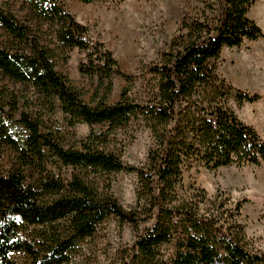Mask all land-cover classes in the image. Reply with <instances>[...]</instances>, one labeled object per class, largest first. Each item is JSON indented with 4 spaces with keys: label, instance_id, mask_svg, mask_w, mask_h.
<instances>
[{
    "label": "trees",
    "instance_id": "16d2710c",
    "mask_svg": "<svg viewBox=\"0 0 264 264\" xmlns=\"http://www.w3.org/2000/svg\"><path fill=\"white\" fill-rule=\"evenodd\" d=\"M23 1L26 19L0 4L6 34L0 74L24 87L0 88V143L15 151L11 169L0 168V264L67 263L112 216L135 234L114 264H264V250L248 245L243 202L184 184L195 165L214 170L264 162V138L230 105L262 96L219 71L225 47L264 36L248 15L254 0H203L200 12L184 14L159 58L136 73L120 68L64 0ZM48 32L61 50L87 52L80 72L107 84L95 104L56 69ZM115 76L130 86L109 103ZM60 112L63 125L49 123L46 116ZM81 123L89 133L67 143ZM132 125L152 138L138 165L124 162L116 147L119 133ZM121 171L137 177L132 208L112 190L111 175Z\"/></svg>",
    "mask_w": 264,
    "mask_h": 264
},
{
    "label": "rangeland",
    "instance_id": "374dc122",
    "mask_svg": "<svg viewBox=\"0 0 264 264\" xmlns=\"http://www.w3.org/2000/svg\"><path fill=\"white\" fill-rule=\"evenodd\" d=\"M202 1L98 0L84 3L79 0H64V4L79 22L89 27L93 39L103 42L112 51L125 73H136L159 58L177 33L184 14L200 12ZM0 4L21 19L28 17L27 4L23 0H0ZM249 11L250 16L254 17L259 13L258 5L254 2ZM45 29L47 27H44ZM49 35L50 32L45 34V37L51 40L50 47L55 50L56 69L80 92L86 102L95 104L101 96H105L107 84L103 85L97 77H89L80 72L79 66L86 59L87 52L79 48L61 50L55 39ZM5 38V32L0 29V41ZM237 51L225 47L219 69L223 76L232 83L234 81L236 85L237 80L242 79L241 75L238 76L236 64L232 62L234 57L238 56ZM127 86L130 85L123 77L115 76L112 90L107 95L108 102L117 101ZM3 87L16 91L24 89L22 85L14 84L0 74V88ZM230 105L245 123L255 127L264 138V102L238 106L231 100ZM46 118H50L49 123L63 125L61 112L55 116L47 115ZM89 131L90 126L81 123L76 127L75 135L67 133L65 141L76 144ZM118 140L116 147L122 153L123 161L133 165L144 161L152 142L150 131L142 125H132L121 131ZM14 158L15 151L0 143V168L11 169ZM111 178L112 190L121 204L125 208L134 207L136 174L121 171L113 173ZM184 184L187 187L196 184L204 188L210 197L221 196L228 198L231 203L242 201L241 221L245 225L248 245L264 250V162L261 165H232L214 170L195 165L185 171ZM134 235L130 224L112 216L99 226L94 236L82 243L79 253L74 254L70 261L64 264H114L119 250L131 244Z\"/></svg>",
    "mask_w": 264,
    "mask_h": 264
},
{
    "label": "crops",
    "instance_id": "0c3cea01",
    "mask_svg": "<svg viewBox=\"0 0 264 264\" xmlns=\"http://www.w3.org/2000/svg\"><path fill=\"white\" fill-rule=\"evenodd\" d=\"M254 2L258 5L259 13L251 17L249 11L248 15L264 32V0H255ZM233 48L238 50V56L234 57L232 62L236 64L238 76H242L241 80H237V85L234 81L233 84L240 89L262 96L261 100L252 104L264 102V36L256 40H245L240 47Z\"/></svg>",
    "mask_w": 264,
    "mask_h": 264
}]
</instances>
